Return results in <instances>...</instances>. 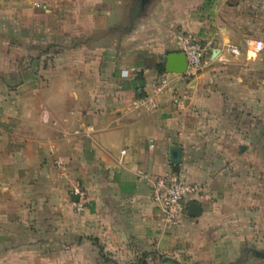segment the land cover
<instances>
[{
  "label": "crops",
  "instance_id": "crops-1",
  "mask_svg": "<svg viewBox=\"0 0 264 264\" xmlns=\"http://www.w3.org/2000/svg\"><path fill=\"white\" fill-rule=\"evenodd\" d=\"M135 8L132 0H0V264H264L216 220L238 156L264 137V82L210 65L243 57L246 37L264 41V0ZM44 17L55 19L56 41L35 66L33 22L44 34ZM180 32L214 43L206 65L192 79L172 72L157 111L135 109L179 52ZM175 145L178 173L213 190L188 201L202 205L201 216L168 226L141 175L175 172ZM60 161L87 192L81 212Z\"/></svg>",
  "mask_w": 264,
  "mask_h": 264
},
{
  "label": "rangeland",
  "instance_id": "rangeland-1",
  "mask_svg": "<svg viewBox=\"0 0 264 264\" xmlns=\"http://www.w3.org/2000/svg\"><path fill=\"white\" fill-rule=\"evenodd\" d=\"M132 3L136 5V0H132ZM130 7L131 4L126 10L127 13L131 12ZM34 21L32 64L35 61L34 65L37 66L41 49L50 42L54 45L53 41H56L57 34L55 33V19L51 21L46 17L42 19L43 23L49 24L47 25L49 29L45 27L44 34L39 31V19ZM50 26H53L52 30ZM211 47H215L214 43ZM46 59L49 58H45L44 62ZM210 65L235 66L236 75L240 76V81H243L242 76H245L248 78L245 80L264 82L262 78L264 65L261 55L253 50L248 49L243 57L230 61H217ZM256 144L257 146L252 151L249 153L245 151L238 156L237 163L230 171L232 174L230 182L223 194L225 199L223 206L219 207L216 214L217 231L219 233L230 232L239 237L245 249H248L250 253L252 249L264 251V137H257ZM210 186L208 194L213 190V182H210Z\"/></svg>",
  "mask_w": 264,
  "mask_h": 264
},
{
  "label": "built area",
  "instance_id": "built-area-1",
  "mask_svg": "<svg viewBox=\"0 0 264 264\" xmlns=\"http://www.w3.org/2000/svg\"><path fill=\"white\" fill-rule=\"evenodd\" d=\"M176 46L179 52L186 55L188 62L187 70L184 73H176L183 79H192L199 75L211 51V43L202 41L194 33L180 32L177 34ZM245 45L254 52L264 50V41L246 37ZM228 50L238 55L240 50L237 46H229ZM173 73L163 71L158 78L151 83V90L137 99L133 106L144 113H153L160 108L162 96L170 89L173 81ZM264 80V69L262 73ZM61 174L65 178L66 187L70 195H77L79 198L73 202L74 208L81 212L87 203V192L79 179L73 175L64 162H58ZM142 178L150 181L151 195L162 214L163 222L168 226H179L184 221L187 214L188 201L194 196L208 194L210 182L188 181L177 172H168L150 177L142 174Z\"/></svg>",
  "mask_w": 264,
  "mask_h": 264
},
{
  "label": "water",
  "instance_id": "water-1",
  "mask_svg": "<svg viewBox=\"0 0 264 264\" xmlns=\"http://www.w3.org/2000/svg\"><path fill=\"white\" fill-rule=\"evenodd\" d=\"M150 0H141V5L145 6ZM218 51L214 52L217 55ZM188 62L186 55L182 52H172L167 56L166 69L169 72L184 73L187 70ZM182 156V148L175 145L171 148V163L175 172H180V163ZM73 201L78 200L77 195H72ZM202 214V205L197 201L190 202L188 206L187 215L192 217H199ZM251 252L260 259H264V251L252 249Z\"/></svg>",
  "mask_w": 264,
  "mask_h": 264
},
{
  "label": "trees",
  "instance_id": "trees-1",
  "mask_svg": "<svg viewBox=\"0 0 264 264\" xmlns=\"http://www.w3.org/2000/svg\"><path fill=\"white\" fill-rule=\"evenodd\" d=\"M135 6H136V8H135L136 10L133 11L134 14H136L139 11V9L142 7L141 0H136V5ZM163 71H165V70L162 68L161 72H163Z\"/></svg>",
  "mask_w": 264,
  "mask_h": 264
}]
</instances>
